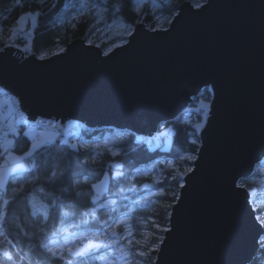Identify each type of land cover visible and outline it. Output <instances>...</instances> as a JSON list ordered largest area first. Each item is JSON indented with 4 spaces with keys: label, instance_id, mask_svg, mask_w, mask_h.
Wrapping results in <instances>:
<instances>
[{
    "label": "water",
    "instance_id": "1",
    "mask_svg": "<svg viewBox=\"0 0 264 264\" xmlns=\"http://www.w3.org/2000/svg\"><path fill=\"white\" fill-rule=\"evenodd\" d=\"M203 5L182 3L167 31L137 24L106 56L84 40L44 60L12 47L0 52V87L32 123L150 138L211 91L195 170L184 178L154 264H252L264 237L248 192L234 186L264 160V0Z\"/></svg>",
    "mask_w": 264,
    "mask_h": 264
},
{
    "label": "trees",
    "instance_id": "2",
    "mask_svg": "<svg viewBox=\"0 0 264 264\" xmlns=\"http://www.w3.org/2000/svg\"><path fill=\"white\" fill-rule=\"evenodd\" d=\"M184 2H190L195 7L197 3L204 4L205 0H179L178 4L177 0H171L158 12H142L147 13L141 15L144 19L137 17V14L130 10L135 5L125 3L118 14L126 24L131 23L135 27L137 24L134 21L141 19L143 24L152 30L153 26H156V17H169L172 20L174 10ZM73 4L78 7L79 0H57L56 4L47 0H44L43 4L38 0H21L19 6L15 0H0V29H3L0 32V48H7L4 47L5 43L18 50L28 45L29 51L24 52L25 54H32L38 59L44 55L47 59L62 53L75 40L86 42L93 33L95 18L88 14L87 17H79V22L72 20V17L77 15ZM109 5L120 7L118 0H113ZM26 12L41 13L33 31L26 30L31 34V40L28 43L15 40V37L9 40L11 29L17 26L16 21ZM114 43L115 41L101 48L106 52ZM211 99V91L204 89L187 109L190 113L187 117L182 113L174 122L163 124L159 128L160 133L169 131L171 138L166 140L160 135L163 140L160 146H155L154 143L142 140L134 134L100 129L81 131L78 135L70 137L69 145L76 144L80 148L79 151L66 147L62 140H58L51 150L41 149L31 158L37 166L35 169L15 179L9 178L3 193V199H8L9 205L0 234V248L13 254L15 264H100L92 254L85 257L53 259L45 252L43 245H49L63 227H79L85 233H108L114 229L116 220L126 216L131 225L132 237L138 242L131 249L134 264H154L166 232L162 229H169L171 210L181 189L179 184L184 183V178L188 175L186 170L193 168L194 161L184 157L197 156L200 148L201 130L195 127L197 124L205 125V114L200 105H209ZM18 131V135L13 137L14 147L11 151L22 155L30 147L31 141L24 135L25 128ZM193 139L196 140L195 144L191 143ZM166 141L169 142L167 146ZM109 148L119 152V155L112 156L108 152ZM93 155L97 161L95 164L83 162ZM109 164L122 165L119 171L124 175L115 180L111 179L115 170L109 168ZM25 165L30 167L28 161H25ZM145 170L150 173L137 175ZM51 171H57V179H50ZM105 172L109 174V185L102 200L104 203L113 200L114 203L104 204L87 222L86 213L95 209L92 202L95 195L91 186L100 182ZM180 172L186 174L179 180L171 178ZM156 180L162 183H154ZM263 180L264 160L256 167L250 179L239 182L247 187L251 205L256 217H260L257 220L261 225H264V207L256 206L255 199L262 192ZM144 184L151 187L144 188ZM21 186L25 191L19 192ZM161 192L165 194L162 195ZM150 193L155 194L145 203L143 198ZM153 222L159 224L160 228L153 227ZM8 241L12 244L9 245ZM263 244L264 237L252 264H264ZM150 249L155 250L149 251ZM137 250L144 251L145 255H136Z\"/></svg>",
    "mask_w": 264,
    "mask_h": 264
},
{
    "label": "snow or ice",
    "instance_id": "3",
    "mask_svg": "<svg viewBox=\"0 0 264 264\" xmlns=\"http://www.w3.org/2000/svg\"><path fill=\"white\" fill-rule=\"evenodd\" d=\"M38 2L43 4L44 0H38ZM146 2H147V0H118L120 7H116L115 5H113V7H115L116 12H120L121 8L123 7V5L125 3L133 4L135 6L132 7L130 10L135 12L137 14V17H139L141 15L147 14V13L141 12V8H142L143 4ZM170 2H171V0H164L165 5L169 4ZM206 2H207V0H205V3ZM15 3L17 4V6H19L21 4V0H15ZM178 3H179V0H177V4ZM53 6H55V5H53ZM203 6L204 5L201 3H197L195 5V7L197 9H202ZM72 7L76 8V11H77V15L73 16L72 20H76L77 22H79V17H87V15L90 12H92V10L96 9L97 11H95V17H99V19H96V23L93 24V28H95L96 24H99L101 22V20L104 19L103 16L101 15V12L98 9L103 8L104 12L108 11V8L105 4V0H101L100 3H92L91 0H79L78 7L76 4H73ZM174 11H175L174 19H178L182 14V9L177 7ZM40 14L41 13H39V12H35V13L26 12L23 16L20 17L19 20L16 21L17 26L13 27L11 29V34L9 35L8 39L9 40L13 39L14 37L17 36V34L19 32L23 31V29L19 27V24L21 23V21H23L26 24L28 22V20L31 19L33 21V24H34V22H35L34 17L39 16ZM112 20H113V23L117 22L115 16L112 17ZM134 23L135 24H141V23H143V21L141 19H136L134 21ZM168 23H172V21H168ZM120 24L124 29V32L122 34H126L129 36L134 35L133 24H131V23L125 24L123 22V19L120 20ZM72 26L75 27V24H73ZM109 27H111V25H109ZM2 31H3V29H0V32H2ZM90 31H91V29H90ZM152 31H167V29H164L162 27L157 28V27L153 26ZM89 44H91V41H89ZM10 46L11 45L7 44V43H5V45H4V47H10ZM116 47H123V44H117ZM23 50L29 51V48L25 47ZM3 51H4V49L0 48V52H3ZM61 51H63V49H61ZM112 51H113V49L110 48L109 51L105 52L104 54L109 55ZM45 58H46V56H44V55L39 56V59H41V60H44ZM0 91H2V90H0ZM208 107H209L208 104H202L201 105V109H208ZM204 114L206 116L207 112H205ZM6 122H7L6 117L4 116L3 111L0 110V136H3L4 139L7 141L6 145H0V155L4 156L3 162L0 163V234H2V230L4 227L5 220H6V208L9 205V200L3 199V193L6 191L7 185L9 183V178L11 177V178L15 179L16 177L23 175V173L30 172L33 169H35L37 166L34 162H32L31 158L34 155H36L41 149L51 150L57 144V141H45L43 143H37L33 140L31 142L30 147H28L27 150L24 151L22 155H18V156L13 155L9 149L11 147H14V141L8 140L7 139L8 132L2 130L3 126L6 124ZM195 127L197 130H202L204 125L203 124H197ZM17 134L18 133L15 130H13V135H17ZM24 135L27 136V133L25 132ZM191 143L195 144L196 140L193 139L191 141ZM65 146L71 148L73 151H79L80 150V148L76 144L69 145V144H67V142H65ZM108 152L112 156H118L119 155V152L113 151L110 148L108 149ZM184 159L195 161L197 159V157L194 155H191V156L184 157ZM9 161L13 162L12 167H6V165L9 163ZM25 161L29 162L30 167L25 165ZM83 162L85 164H89V163L95 164L97 161H96L95 155H93V156H91V158H86ZM108 167L111 169H119V168H122L123 166L119 165V164H109ZM194 170H195L194 168L189 167L186 170V173H192V172H194ZM186 173L180 172V173H178L177 176H172L171 178L179 180V178L184 176ZM139 174L140 173L138 172L137 175H139ZM123 175H124L123 172L113 171L111 179L115 180V179H117ZM143 175H148V173L144 172ZM57 176H58L57 171H51V176H50L51 180L57 179ZM108 179H109L108 173L105 172L104 173V179L102 181H100L99 184H92V186H91L92 190L96 191L98 193V195H95L92 197V202L94 204L99 199V195H102L101 189L103 191H107L106 181H108ZM133 179H135V177H133ZM79 182L80 181H76V183H79ZM86 182H87V179L85 178V183ZM154 183L159 184V183H162V181L156 180V181H154ZM179 186L181 188L186 187V185L184 183H180ZM234 186L237 188H241L245 191H248L247 187L243 184L236 183V184H234ZM143 187L144 188H150L151 185L144 184ZM23 191H25V189L23 186H21L19 188V192H23ZM19 192L17 194H19ZM154 194L155 193H150L149 196L144 197L143 198L144 202L147 203L150 199V196L154 195ZM160 194L163 195L165 193L161 192ZM249 195H250V193H249ZM52 203L54 204L55 201H52ZM109 203H114V202H109ZM93 213H95V209H93ZM126 219H127L126 216L121 217L118 220H116L114 222V225H113L114 229L119 228L121 226H124L126 234L122 235L120 238L125 240L127 245H128V248L121 247L119 249L120 256L118 257V264H132V261L129 259V257L133 255V252L131 251V249L133 247V239L134 238L129 239V237H132V231H131V225L126 224ZM149 219H151V218H149ZM257 219L259 220L260 217H257ZM153 227L160 228V225L153 222ZM262 227H264V225H262ZM162 231L167 232V231H170V229L163 228ZM94 235L97 237L99 242L97 244L91 245V248H97L98 249L99 247H102V246L114 245L117 243V241L113 239V240H109L107 242V245H106L104 240L99 239V236H100L99 233H94ZM111 235L113 237H116L118 235V233L115 230H113ZM8 244L11 245L12 242L8 241ZM52 244L54 246L43 245L45 252L49 253L53 259H55L57 257H59L60 259H65V256H64V253L62 250L64 246L62 244H60L59 241H53ZM154 250L155 249H150L149 251H154ZM88 251H89V249H84V250H78V251L74 252V251H72L71 248L67 249L68 255L74 256V257L85 256L88 254ZM135 254L139 255V256H144L145 252L137 250V252ZM0 264H15L14 256L9 250H5L3 248H0ZM69 264H71V262H69Z\"/></svg>",
    "mask_w": 264,
    "mask_h": 264
},
{
    "label": "rangeland",
    "instance_id": "4",
    "mask_svg": "<svg viewBox=\"0 0 264 264\" xmlns=\"http://www.w3.org/2000/svg\"><path fill=\"white\" fill-rule=\"evenodd\" d=\"M47 1L52 2L54 4H56V2H57V0H47ZM112 1L113 0H105V4L108 8L107 12H104L103 8L98 9L101 12V15L103 16L104 19L101 20V22L99 24H96V27L93 28V33L90 35V37L86 41L87 45L99 48L103 52V54L105 53L104 52L105 50L103 51L101 46H107L111 42L115 41V43L111 47L106 49V52H108L110 48L113 50L116 48H119V47H116L117 44L125 45L127 43L128 38H129V35L122 34L124 32V29L120 24V20L122 19V17L118 14V12L115 11V7H111L109 5V3H111ZM91 2L92 3H100L101 0H91ZM163 6H165L164 0H147V2L143 4V6L141 8V12H145L146 10L151 12V13L158 12L159 10L162 9ZM95 11H97V10L94 9L89 14H92V16L95 18V23H96V19H99V17H95ZM113 16H115V18L117 20L116 23H113V20H112ZM37 18H38V16L34 17V21H35L34 24H33V21L31 19L28 20V22L26 24L23 21H21V23L19 24V27L22 28L23 31H26L27 29H29L31 32V31H33L34 27L36 26ZM141 19H144L143 16H141ZM168 21H172V20H170L169 17L158 16V17H156V20H155V22H156L155 27H157V28L162 27L164 29H167L169 24H170V23H168ZM109 25H111V27H109ZM165 25H166V27H165ZM133 28H135V27H133ZM89 41H91V44H89ZM25 47L29 48L28 45H24L23 47H21V51L23 53L27 52V51L23 50ZM30 55H32V54H26L25 57H29ZM104 56H106V55L104 54ZM39 60H41V59H39ZM5 105L7 107V112L4 114V116L6 117V121H7L6 122L7 132H8L7 139L13 140V137L18 135V134L13 135V130H15L17 133L19 132L17 119L15 116V109L12 105H10L8 103H5ZM201 105H200V107H201ZM201 110H203L204 113L207 112V115H208L209 107H208V109H201ZM186 111H187V109L183 113H185ZM207 115L205 116V120L207 118ZM38 121H41V120H38ZM50 121H52V120H50ZM53 122L60 125V121L55 122L53 120ZM52 128H53V126H52ZM59 128H60L62 133H60V132L59 133L45 132V133L40 134L39 137H37L36 132L31 127L27 128V129L25 128L26 129L25 132L27 133V137L30 139L31 142L33 140L37 143H43L45 141H58V140L61 141L62 140L63 143L67 142V144H70L69 139H70V135H72L71 132H73V136H74V135H78L81 131L87 130L84 125H82L80 123H76V122H67L64 124L63 127H61V125H60ZM166 131H168V129H166ZM160 135L162 137L164 136V139H166V140H169L171 138L169 131L168 132L161 131V133H160V130H158L157 134L154 135L156 137L155 141L150 140V138H152V137H150V138L140 137V138L142 140H146L147 142H151V144L154 143L155 146H160L163 142ZM3 141H4L3 145H6L7 141L4 139V137H3ZM165 143H166V146L169 144L168 141H166ZM9 150L13 155H17L11 151L12 147ZM3 160H4V156L0 155V163H2ZM12 166H13L12 161H9V163L6 165V167H12ZM114 170L119 171L120 169H114ZM144 172H147L148 174L150 173V171L145 170V171H140L139 175H143ZM108 176H109V174H108ZM103 179H104V176L101 179V181ZM99 183L100 182H98L97 184H99ZM106 184H107V191H103L101 189L102 195H99V199L95 203V213H93V210L90 211L89 213H86L85 221L88 222L91 217H94L97 213V210L99 208H101L104 204L105 205L106 204H112L109 202H113V200H110V201L105 202V203L102 200L103 196L105 194H107V192H108L109 179H108V181H106ZM93 192H94V195H98V193L96 191H93ZM255 203H256V206L264 207V180L262 183V192L259 193V195L256 197ZM126 224L129 225V221L127 219H126ZM113 230H115L118 233V235L116 237H113L111 235ZM113 230L109 231L108 233H99L100 234L99 239L104 240L106 245H107V242L109 240L114 239L117 241L116 244L108 245V246H102V247H99L98 249L94 248L92 251H89L88 254L85 256H88L91 254L94 255V258L96 260H98V262L100 264H118V257L120 256L119 249L121 247L128 248V245H127L125 240L120 238L122 235L126 234L124 226H121L119 228H115ZM129 239H133V237H129ZM53 241H59V243L64 246L62 250H63L64 256L66 259L68 258V256H67V254H68L67 249L68 248H71L73 251V250L78 249V248L85 246L87 244L90 245V244H94V243L99 242V240L94 235V233H85L81 229H79V227H63V228H61L58 231V233L52 238L49 246H54L52 244ZM136 244H137V242H136V239L134 238L133 239V247ZM85 256H82V257H85ZM129 259L132 261V264H134V260H133L132 256H130Z\"/></svg>",
    "mask_w": 264,
    "mask_h": 264
},
{
    "label": "built area",
    "instance_id": "5",
    "mask_svg": "<svg viewBox=\"0 0 264 264\" xmlns=\"http://www.w3.org/2000/svg\"><path fill=\"white\" fill-rule=\"evenodd\" d=\"M31 37L32 36L30 33H28L27 31H22L17 34V36L15 37V40H19L22 43H28L31 40ZM0 90H2L0 91V110H2L3 114H5L7 112V107L5 103L12 105L15 109V116H16L17 124L19 128L20 127H31L36 132L37 137H39L40 134L45 133V132L62 133L59 128L60 125L54 123L53 121L41 120V121H36L33 123L29 122L24 116V114L21 112L18 100L14 96H12L10 93H8L6 90H4L3 88L0 87ZM189 114H190L189 111L185 112L186 117ZM2 130L3 131L7 130L6 124L3 126ZM150 140L155 141L156 137L153 136L152 138H150ZM0 145H3L2 136H0Z\"/></svg>",
    "mask_w": 264,
    "mask_h": 264
}]
</instances>
